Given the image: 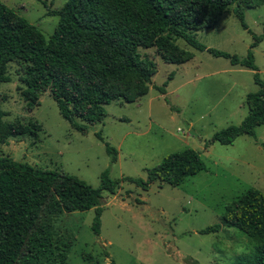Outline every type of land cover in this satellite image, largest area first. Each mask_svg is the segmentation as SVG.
I'll return each instance as SVG.
<instances>
[{"label":"rangeland","instance_id":"1","mask_svg":"<svg viewBox=\"0 0 264 264\" xmlns=\"http://www.w3.org/2000/svg\"><path fill=\"white\" fill-rule=\"evenodd\" d=\"M34 25L44 37L57 21L48 10L64 0H0ZM244 9L242 29L229 6L210 28L195 32V39L239 59L246 56L251 35L261 40L251 51L256 72L264 83V0ZM192 53L182 64L163 62L155 47L138 48L141 58L154 62L147 93L130 103L116 99L104 105L101 122L84 134L72 130L59 115L47 91L28 108L20 95L19 70L8 64V82L0 83V108L6 123L35 121L32 134L9 137L0 155L31 166L61 171L89 186L99 185L100 173L110 178L144 179V168L162 156L185 147L199 153L204 168L176 185L157 181L142 190L121 180L114 194L101 192L99 233L94 234L93 208L62 213L51 222L55 237L71 242L66 264H238L251 248L247 237L233 227L216 232L199 230L219 223L224 207L252 186L264 193V124L253 136L239 135L230 144L211 141L212 135L237 126L247 112L245 95L258 86L253 70L231 65L176 40ZM170 76V79H169ZM164 85V93L157 87ZM100 131L102 140L95 136ZM104 142L116 150L110 162ZM81 254L91 256L92 261Z\"/></svg>","mask_w":264,"mask_h":264},{"label":"trees","instance_id":"2","mask_svg":"<svg viewBox=\"0 0 264 264\" xmlns=\"http://www.w3.org/2000/svg\"><path fill=\"white\" fill-rule=\"evenodd\" d=\"M231 5L241 28L249 31L243 11L257 6L253 0H64L59 9L47 11L57 21L44 37L0 1V83L10 80L8 64H17L20 95L27 107L47 91L69 127L84 134L88 126L102 121L104 105L116 99L130 103L147 93L155 64L141 58L138 48L155 47L163 62L182 64L192 53L179 48L176 40L181 39L197 51L254 71L252 79L258 89L245 95L246 114L237 126L224 127L211 137V141L230 144L239 135L253 136L254 128L264 124V83L251 51L262 36L252 34L246 56L239 59L206 47L195 39V32L215 25ZM164 85L157 87L160 93H164ZM4 115L0 108V144L39 129L35 121L6 123ZM94 134L102 140L100 131ZM104 147L114 162L116 150L107 142ZM203 168L199 153L185 147L144 168V179H113L105 169L98 187L93 188L73 175L0 155V264H66L71 242L54 236V218L93 208L90 229L98 234L102 191L114 194L121 180L142 190L155 181L176 186ZM220 225L236 228L251 243L250 250L236 259L238 264H264L263 192L247 187L224 207L219 223L199 233L216 232ZM81 255L92 261L91 256Z\"/></svg>","mask_w":264,"mask_h":264}]
</instances>
